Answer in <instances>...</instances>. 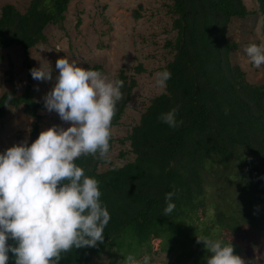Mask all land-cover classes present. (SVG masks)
I'll use <instances>...</instances> for the list:
<instances>
[{
	"label": "trees",
	"instance_id": "obj_1",
	"mask_svg": "<svg viewBox=\"0 0 264 264\" xmlns=\"http://www.w3.org/2000/svg\"><path fill=\"white\" fill-rule=\"evenodd\" d=\"M28 1L25 10L12 3L1 9L0 49L21 47L30 73L22 93L12 88L0 94V120L9 109L22 107L36 118L32 135H37L39 112L46 107L45 101L34 97L30 51L48 41L49 26L65 27L73 0ZM172 1L177 37L167 46L175 54L162 69L172 75L128 136L135 159L105 171L99 169L109 158L84 155L76 160L86 175L99 181L100 199L111 216L105 238L95 246L62 253L60 264H91L94 257L113 249L140 254L144 248L153 250L154 239L161 240L162 251L177 253L173 264H207L211 253L203 242L197 243L198 236L223 239L238 255L264 242V83L251 82L241 65L234 63L232 53L240 44L229 36L233 18H247L257 11L244 0ZM258 2L264 17V0ZM96 70L103 71L100 66ZM136 70L141 73L144 68L140 65ZM7 74L14 84L13 65ZM117 79L124 82L123 98L112 127L119 123L137 87V80L124 69ZM9 95L13 99L5 104ZM176 106L177 119L183 123L173 129L160 117ZM114 143L112 136L110 152ZM230 163L244 169L237 200L247 211L239 206L241 213L236 208H218L209 217L206 170ZM168 192L175 193L171 201L175 208L165 216ZM9 256L8 264H15V257Z\"/></svg>",
	"mask_w": 264,
	"mask_h": 264
},
{
	"label": "clouds",
	"instance_id": "obj_2",
	"mask_svg": "<svg viewBox=\"0 0 264 264\" xmlns=\"http://www.w3.org/2000/svg\"><path fill=\"white\" fill-rule=\"evenodd\" d=\"M245 52L255 67L264 64V45L250 44ZM55 70L54 77V70L41 63L31 76L55 79L45 107L70 126L53 125L31 143L24 140L0 151V264H8L10 253L15 264H60L62 253L103 241L111 219L100 199L99 181L86 175L76 160L84 155L109 157L112 121L124 82L66 56L56 61ZM171 75L167 69L157 72L155 85L166 88ZM12 99L9 95L5 104ZM178 114L176 106L160 119L174 129L183 123ZM174 195L165 196V216L174 211ZM200 242L211 253L207 264H245L223 239L198 236ZM125 264H152V257L127 255Z\"/></svg>",
	"mask_w": 264,
	"mask_h": 264
},
{
	"label": "rangeland",
	"instance_id": "obj_3",
	"mask_svg": "<svg viewBox=\"0 0 264 264\" xmlns=\"http://www.w3.org/2000/svg\"><path fill=\"white\" fill-rule=\"evenodd\" d=\"M247 7L256 10L257 14L247 18H233L229 36L238 42L239 48L232 53L234 63L241 65L247 72L248 79L253 83H264V64L255 67L248 59L245 48L250 44L264 45V17L258 0H244ZM12 3L25 10L28 0H0L2 7ZM138 15V16H137ZM176 15L172 0H73L66 13L64 28L51 25L47 28L48 41L36 45L30 51L31 68L40 67L41 63L53 69L56 61L63 56L81 61L83 67L96 70L100 66L102 74L116 80L121 70L137 80L131 100L119 123L112 127L115 143L109 154L108 163L100 167V171L108 170L135 159L131 151L128 136L134 126L140 123L142 114L151 101L165 91L155 85V74L174 57V51L167 46L174 41L177 31L173 28ZM80 22V23H79ZM59 49V50H57ZM24 52L21 47L14 46L0 49V94L15 88L22 93L28 83L30 68L25 66ZM13 65L14 84L8 82V71ZM142 66L144 71L138 73L136 68ZM31 69V70H32ZM34 97L45 101L55 79H33ZM40 129L32 135L36 118L26 114L23 108H11L0 120V151L28 140L29 143L38 138L40 132L53 125L70 126L59 115L47 109L41 110ZM245 178L243 167L230 163L228 167H208L206 170L208 216L212 217L218 208L231 211L238 210L237 185ZM245 212L244 207L239 206ZM257 236L258 231L252 232ZM152 257V264H173L176 252L161 250V240H153V250L144 248L140 254H132L137 259L144 255ZM245 264H264V242L256 250L242 249L239 254ZM124 252L113 249L105 251L101 256L94 257L91 264H125ZM187 264H194L193 261Z\"/></svg>",
	"mask_w": 264,
	"mask_h": 264
}]
</instances>
